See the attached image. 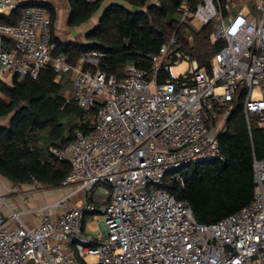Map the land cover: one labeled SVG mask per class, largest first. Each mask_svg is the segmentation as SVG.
I'll return each mask as SVG.
<instances>
[{
  "label": "built area",
  "instance_id": "2783aa9c",
  "mask_svg": "<svg viewBox=\"0 0 264 264\" xmlns=\"http://www.w3.org/2000/svg\"><path fill=\"white\" fill-rule=\"evenodd\" d=\"M17 5L0 0V14ZM176 19L183 28L217 21L212 40L224 45L210 69L188 57L190 70L177 76L167 65L165 82L162 66L183 58L176 32L151 69L129 64L118 78L85 67L104 56L98 50L77 66L63 52L53 57L51 17L39 5L22 7L15 24L0 22V84L37 76L50 63L58 81L71 71L66 104L90 112L92 126L52 150L70 163L62 185L73 189L33 209L37 224L11 208L8 214L0 198V264H264V157L254 159L251 202L211 224L199 223L189 202L164 187L169 176L184 189L189 165L221 157L219 133L239 90L248 125L257 117L264 128V0H181ZM77 194L86 199L70 207ZM87 214L101 232H87Z\"/></svg>",
  "mask_w": 264,
  "mask_h": 264
},
{
  "label": "trees",
  "instance_id": "16d2710c",
  "mask_svg": "<svg viewBox=\"0 0 264 264\" xmlns=\"http://www.w3.org/2000/svg\"><path fill=\"white\" fill-rule=\"evenodd\" d=\"M70 5L68 24L77 27L88 21L103 6L98 24L86 33L85 41L63 40L56 33V6L45 0H29L18 4L10 14H0V22L15 24L25 6L39 5L51 17L53 57L66 54L68 62L77 66L82 55L98 50L104 53L98 63L86 68H101L107 75L122 78L126 66L134 64L151 69L152 56L176 32L182 57L197 59L210 69V62L224 45L213 42L215 22L194 32L193 41L179 27L176 11L181 0H67ZM225 1V0H224ZM159 72V81L168 79L166 66ZM70 72L58 73L48 64L37 76L16 75L11 84H0V117L9 116L0 124V175L24 184L38 182L60 186L71 170L68 161L59 159L52 150L64 148L76 129H92L90 112L66 104V91L73 80ZM244 93L234 99V109L219 133L221 157L189 165L185 172V188L169 176L164 187L179 199L189 202L196 220L202 224L217 222L247 206L254 196V159L264 157V128L253 117L250 126L243 107ZM172 171L171 173H173ZM104 186H107L106 184Z\"/></svg>",
  "mask_w": 264,
  "mask_h": 264
},
{
  "label": "rangeland",
  "instance_id": "374dc122",
  "mask_svg": "<svg viewBox=\"0 0 264 264\" xmlns=\"http://www.w3.org/2000/svg\"><path fill=\"white\" fill-rule=\"evenodd\" d=\"M55 2H57V7L59 8V13H58V20L56 22V33L57 35L63 39V40H77V41H85L86 40V33L94 28L98 22L99 19L103 13V9L105 8V5L96 13H94L92 15V17L86 21L85 23H83L80 26L77 27H70L68 24V15H69V8H66L65 6V1L67 0H54ZM62 1V2H59ZM241 0H235V2H240ZM247 1L250 0H242L243 3H247ZM249 4H251L252 8L254 7L253 2H248ZM234 11L236 10L235 7H233ZM217 22V21H215ZM200 26L198 25L196 28L194 27H185L184 31L185 34L187 35L188 38L192 37V40H190L191 42L194 39V32L199 31ZM173 67V72L175 75L177 76H181L183 74H185L187 71L190 70V59L188 57H183L182 59L175 61L172 63ZM69 77L71 78V80H73V73H70ZM71 89V86L67 89L69 90ZM67 93V91H66ZM9 121V116H4V117H0V124H7ZM36 184H40L41 188L46 190L47 193H49L51 196H53V201L63 197L65 194H67L68 192H70L73 187L72 186H53V185H46V184H41L38 182H35ZM105 193V187L103 184L99 185L95 191V201L97 202H101L102 199L100 197H102V195ZM86 199L84 194H77L75 196H73L71 198V204L72 206L77 205L78 202L82 201ZM98 217V220L101 221L104 219V214L103 213H98L96 215ZM91 215L87 214L86 215V227L87 230H90V233H97V232H101V227H96L95 229H92L90 227V223H92L91 220Z\"/></svg>",
  "mask_w": 264,
  "mask_h": 264
},
{
  "label": "crops",
  "instance_id": "0c3cea01",
  "mask_svg": "<svg viewBox=\"0 0 264 264\" xmlns=\"http://www.w3.org/2000/svg\"><path fill=\"white\" fill-rule=\"evenodd\" d=\"M13 1L17 4H22L29 0H13ZM45 1L52 2L56 6L57 12L59 13V8L57 7L58 1L57 2H55L54 0H45ZM65 6L66 8H69V15H70V5L68 1H65ZM198 25H199L198 23L192 22L193 27L196 28ZM201 28L202 27L200 26L199 29ZM0 198L5 200L6 203H4V208L8 214H10L11 211L10 208L15 211L22 212L23 219L30 225H35L38 222L37 215L32 210L47 203H51L53 202L54 199L53 196H51L49 193L46 192V190L41 188L40 184L38 185L35 182L18 184V183H14L13 181L7 179L2 175H0ZM70 207H73L72 204L70 205ZM58 212H59L58 210H55V214H57ZM90 227L92 229H95V224L93 222L90 223ZM87 232L90 233V230L89 231L87 230Z\"/></svg>",
  "mask_w": 264,
  "mask_h": 264
},
{
  "label": "water",
  "instance_id": "95a60500",
  "mask_svg": "<svg viewBox=\"0 0 264 264\" xmlns=\"http://www.w3.org/2000/svg\"><path fill=\"white\" fill-rule=\"evenodd\" d=\"M204 162H208V161H200V163H204Z\"/></svg>",
  "mask_w": 264,
  "mask_h": 264
}]
</instances>
